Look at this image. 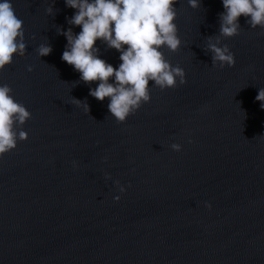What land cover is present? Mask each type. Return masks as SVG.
I'll return each mask as SVG.
<instances>
[{
    "label": "water",
    "instance_id": "1",
    "mask_svg": "<svg viewBox=\"0 0 264 264\" xmlns=\"http://www.w3.org/2000/svg\"><path fill=\"white\" fill-rule=\"evenodd\" d=\"M9 2L26 48L0 86L31 118L15 127L28 139L0 156V264H264V29L241 16L239 34L224 38L222 0H177L181 46L160 51L186 83L150 82V102L121 124L108 98L89 95L98 82L62 60L60 32L82 30L68 23L76 10ZM210 39L234 66L213 64ZM41 45L52 52L39 56ZM96 47L119 67L118 51Z\"/></svg>",
    "mask_w": 264,
    "mask_h": 264
},
{
    "label": "clouds",
    "instance_id": "2",
    "mask_svg": "<svg viewBox=\"0 0 264 264\" xmlns=\"http://www.w3.org/2000/svg\"><path fill=\"white\" fill-rule=\"evenodd\" d=\"M176 3L177 0H65L66 7L76 10L68 23L82 30L74 34L70 27L60 32L68 42L62 60L80 73L85 84L98 82L97 87L90 88L89 95L100 102L108 98V111L118 123H124L142 104L150 102V82L161 90L177 87V78L180 85L186 83L184 70L172 67L160 51L167 47L176 52L181 46L174 23ZM222 4L220 35L224 38L239 34L241 16L247 18L252 29H264V0H222ZM189 6L197 9L199 0H189ZM52 10L50 7L48 12ZM98 40L120 53L118 68L99 58ZM25 48L23 22L9 0H4L0 3V70L11 65L14 55L24 56ZM208 51L213 53V64L218 63L221 68L235 65L227 45L218 47L210 39ZM51 52L52 48L45 45L38 49L41 57ZM256 101L264 110V89H259ZM76 102L89 114L86 102ZM30 118L26 108L14 100L12 89L0 86V156L15 149L17 139H28L24 131L17 135L15 127L23 126ZM171 147L181 151L178 144ZM124 190L120 187L121 192ZM115 199L118 201L119 197Z\"/></svg>",
    "mask_w": 264,
    "mask_h": 264
}]
</instances>
